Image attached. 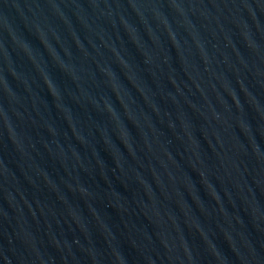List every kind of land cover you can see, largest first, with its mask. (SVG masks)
<instances>
[{
  "label": "water",
  "instance_id": "95a60500",
  "mask_svg": "<svg viewBox=\"0 0 264 264\" xmlns=\"http://www.w3.org/2000/svg\"><path fill=\"white\" fill-rule=\"evenodd\" d=\"M0 264H264V0H0Z\"/></svg>",
  "mask_w": 264,
  "mask_h": 264
}]
</instances>
